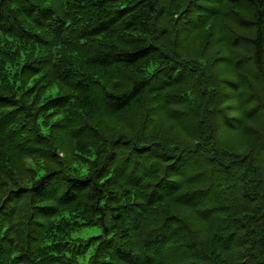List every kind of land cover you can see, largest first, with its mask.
I'll return each mask as SVG.
<instances>
[{
  "label": "trees",
  "instance_id": "16d2710c",
  "mask_svg": "<svg viewBox=\"0 0 264 264\" xmlns=\"http://www.w3.org/2000/svg\"><path fill=\"white\" fill-rule=\"evenodd\" d=\"M0 264H264V0H0Z\"/></svg>",
  "mask_w": 264,
  "mask_h": 264
},
{
  "label": "rangeland",
  "instance_id": "374dc122",
  "mask_svg": "<svg viewBox=\"0 0 264 264\" xmlns=\"http://www.w3.org/2000/svg\"><path fill=\"white\" fill-rule=\"evenodd\" d=\"M101 234V229L99 227H88L82 229L80 232L74 234V237H79L82 239H88L89 237Z\"/></svg>",
  "mask_w": 264,
  "mask_h": 264
}]
</instances>
